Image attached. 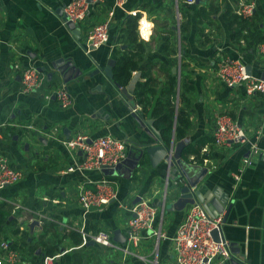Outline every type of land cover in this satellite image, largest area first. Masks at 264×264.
<instances>
[{"label": "crops", "instance_id": "1", "mask_svg": "<svg viewBox=\"0 0 264 264\" xmlns=\"http://www.w3.org/2000/svg\"><path fill=\"white\" fill-rule=\"evenodd\" d=\"M70 1L0 0V153L23 173L21 181L0 190V205L12 210L20 230L15 234V227L7 225L5 232L0 231V244L7 242L19 255L16 264H44L40 243L47 221L57 225L61 236L71 231L80 233L82 228L89 234L107 232L114 245L122 248L127 242L128 220L134 214L120 210L118 204L135 209L145 200L156 209L153 226L161 236L146 233L134 257L124 261L116 247H102L88 238L75 246L71 238H64L52 264H177L172 239L191 206L179 202V188L187 184L186 178L169 179L170 170L164 162L153 167L157 154L151 157L147 150L165 145L149 127L140 126L133 111L136 109L141 118L140 109L123 93L127 89L132 96L140 72L133 73L129 87L119 88L104 70L108 61H116L124 50L120 37L130 17L140 15L138 34L147 43L144 63H170L172 58L164 52V37L167 30H177L174 42L178 66L173 69H178L181 77L183 62V80L195 88L190 96L191 127L183 141L185 145L202 138L213 139L217 118L226 116L246 129L250 140L264 153V94L249 98L243 85L229 87L219 77L223 64L236 61L251 67L252 76L263 79L264 57L259 52L262 44L235 41V27L223 13L228 8L239 12L242 6L254 3L252 31L264 36V0H201L202 7L220 6L221 11L209 23L201 22L196 12L185 8L190 5L186 0H127L120 8L114 7V0L100 4L91 1L90 15L86 23L77 26L78 34L60 13ZM112 10L109 42L86 53L87 24L102 23ZM183 13L191 16L186 19L187 31L181 35ZM63 61L72 62L73 68L65 63L58 65ZM16 65L21 69L37 67L51 89L65 87L72 99L71 107L62 109L54 98L45 99V91L23 93L22 71ZM55 128L58 133L52 135ZM256 132L260 133L258 139ZM79 134L90 139L109 135L122 139L132 161L142 151L144 160L134 172L127 168L115 174L107 173L108 169L83 174L66 172L80 164L83 156L63 142ZM203 152L209 156L203 164L185 165L190 177L195 180L204 175L199 185L202 191L226 195L229 204L234 205L229 222L222 226L224 238L230 246L234 244V253L231 251L232 259L220 264L238 263L241 258L246 263L264 264V157L244 169L243 161L250 153L248 144L222 149L212 143ZM170 174L175 177V173ZM235 175H239V181ZM101 179L118 183V202L84 213L77 202L79 188L95 190L94 182ZM13 219L12 216L10 220ZM54 236L50 233L43 240L54 241Z\"/></svg>", "mask_w": 264, "mask_h": 264}, {"label": "built area", "instance_id": "2", "mask_svg": "<svg viewBox=\"0 0 264 264\" xmlns=\"http://www.w3.org/2000/svg\"><path fill=\"white\" fill-rule=\"evenodd\" d=\"M95 4H100L104 0H92ZM115 8L123 7L127 0H114ZM193 4L196 0H186ZM254 3H248L240 9L239 15L244 18H251L254 15ZM91 8L88 0H71L63 8V15L68 22L79 26L87 22ZM114 16V10L109 13V19L96 25L86 26L84 49L90 54L92 51L106 45L110 40L111 20ZM260 55L264 57V44L260 46ZM22 71V92L39 93L45 91L44 98L50 100L54 98L62 109H68L72 105V99L65 87L51 89L46 78L37 69L30 65L21 69ZM219 77L229 87L243 85L246 95L251 98L257 93L264 94V80L255 78L247 73V68L236 61H227L222 65L219 71ZM49 87L50 89H48ZM134 112L137 110L134 109ZM58 129L52 131L56 135ZM243 127L226 116H219L213 131V144L222 149H229L235 146L248 144L250 153L244 159L242 167L244 169L252 167L256 161L264 157L258 145L253 142ZM259 132L255 133L258 139ZM66 147L82 153L83 161L66 172L88 173L100 172L105 169H116L128 157L127 144L124 140L115 138L111 135L90 139L84 135L63 142ZM243 169V170H244ZM237 181L239 175H235ZM23 173L16 169L10 163L9 158L0 153V190L7 186L14 185L21 181ZM95 190L81 186L77 194V202L84 213L94 209H103L110 206L113 202H118L119 186L115 181L101 179L95 181ZM118 208L123 211H131L134 216L128 220V235L126 245L118 248L114 245L109 233L100 231L95 234L85 233L80 230L82 239H91L95 244L102 247H116L121 251L124 261L135 256V253L141 247L146 233H153L154 236H161V233L154 231V219L156 209L147 201L141 200L135 209L129 208L124 203H119ZM224 214L212 218L200 203L191 205L183 222L178 227L175 236L172 239L173 250L176 256L177 264H220L221 262L232 259L230 242L223 238L221 229L223 226ZM218 232L216 239L214 232ZM55 257L46 258L44 264H52ZM143 259V258H142ZM19 255L12 251L7 242L0 244V264H16Z\"/></svg>", "mask_w": 264, "mask_h": 264}, {"label": "trees", "instance_id": "3", "mask_svg": "<svg viewBox=\"0 0 264 264\" xmlns=\"http://www.w3.org/2000/svg\"><path fill=\"white\" fill-rule=\"evenodd\" d=\"M185 8L196 12L198 18L202 19L201 22L205 21L208 23L211 22V18L214 15L221 11L218 5L210 4L207 8L196 2ZM190 16L189 13H183L182 15L179 26L181 35L187 31L189 21L186 19L190 18ZM223 16L233 28L235 27L233 30V39L235 41L249 44L250 40H252L256 45L264 43V36L259 32L255 33L252 31L255 14L251 18H244L239 15L238 11L228 8L223 13ZM139 18V14L130 17L122 31L120 39L126 48L122 50L121 55L113 66L112 81L119 88H127L132 81L133 73L140 72V79L131 92L133 96L132 103L140 109L138 112L142 119L154 120V126L161 134V141L169 148L173 139L179 143L187 138V133L191 127L190 109L192 98L190 96L195 92V88L183 80L182 73L185 69L183 62L181 64V77L173 73L172 70L178 66L177 58L179 53L174 42L176 41L177 30H167L164 37L167 42L164 52L167 57L172 58L171 62L153 60L144 63L147 43L142 41L138 34ZM175 24L176 22H174ZM212 143L213 139L202 138L195 143L186 144L182 151V159L187 163L203 164L206 159H209L207 153L203 152L204 148ZM12 216L14 219L10 220ZM15 217L16 215H13L11 209L0 205V231L5 232L6 226L9 225L15 227V234H19L18 221ZM57 230V225L44 221L43 234L41 236L42 242L40 243L44 248L43 261L46 258L55 257L60 252V245L64 238H71L75 246L83 243L79 232L71 231L68 236H61L60 233H57ZM50 233L55 234V240L44 241L43 239Z\"/></svg>", "mask_w": 264, "mask_h": 264}, {"label": "water", "instance_id": "4", "mask_svg": "<svg viewBox=\"0 0 264 264\" xmlns=\"http://www.w3.org/2000/svg\"><path fill=\"white\" fill-rule=\"evenodd\" d=\"M91 1L92 0H89V2H91ZM196 3L197 4L201 3V0H196ZM60 13H61V16H63L64 21L66 22L67 19L63 15V11H61ZM67 25L70 27V29L75 30L76 34L79 33V31L77 30V26L75 24L68 22ZM125 48L126 47H123V49H125ZM63 63H65L68 68H70V67L73 68L72 62L68 63V62L63 61V62H59L58 65H61ZM115 63H116V61L114 59H110L107 63L105 70H104L106 76L111 80L113 78V66ZM60 71H62L63 74L65 73L64 69H60ZM173 72L175 74H178L179 70L173 69ZM247 73L249 75H252L251 67H247ZM262 78L264 80V77H262ZM123 93L126 94L128 99L132 101V96L128 93L127 89H123ZM134 116L136 117V119L139 122L141 127H143V128L149 127L154 132V134L157 136L158 139L161 138L160 132L154 126V120H149L147 122H143L137 113L134 112ZM184 146H185L184 142L176 143L175 140L173 139L172 144L169 147V149L163 145H160L158 147L150 148L149 150H147V153H149V155H151V157H152V154L154 152H155V155L157 154V159H156L157 161H156V163H153V167H156L159 163L164 162L165 168L167 169V171L170 170V172L175 173V177L172 176L170 174V172L168 173V176H169L168 178L171 179L172 181L181 178V176H183L184 179L186 178L185 180H186L187 184H185L183 187L179 188V192L181 193V197H180L179 202L180 203L183 202L182 205H185V206L187 204L193 205V204L198 202L205 208L207 213L212 218H214L218 215L224 214L223 225L227 224L229 222L230 215H231V212L234 208V205L232 203L229 204V198L226 195L214 196V194H212V193L205 194L202 191V188L199 187L200 183L203 180L204 175H201L199 178H197L195 180H193L190 177L189 172L185 168V165L186 164L188 165L189 163L182 161V151L184 149ZM142 160H144V152L143 151L139 155V158H137L135 161H132L130 156L128 155L127 159L121 165H119L116 169H108V170L105 169V170L107 173H112V174H115L116 171H120L123 168H127L131 172H134L135 170L139 169L141 163L143 162ZM204 172H206V170ZM138 200H140V199H138ZM34 224L38 225V222H35ZM33 226L34 225H32L31 228ZM221 232H222V235L224 238L223 227L221 229ZM214 235H215L216 239L219 240L217 231L214 232ZM92 244H94V243H92ZM233 245H231L230 248H231V251L234 253V251L232 250ZM237 253H239V252H237ZM240 260L241 261H239L238 263H234V264H252V262L246 263V261L243 258H241Z\"/></svg>", "mask_w": 264, "mask_h": 264}]
</instances>
